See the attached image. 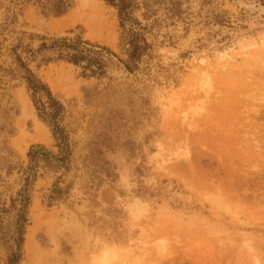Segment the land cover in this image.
I'll list each match as a JSON object with an SVG mask.
<instances>
[{"label":"rangeland","instance_id":"rangeland-1","mask_svg":"<svg viewBox=\"0 0 264 264\" xmlns=\"http://www.w3.org/2000/svg\"><path fill=\"white\" fill-rule=\"evenodd\" d=\"M56 3L0 0V264H264V0Z\"/></svg>","mask_w":264,"mask_h":264},{"label":"water","instance_id":"water-1","mask_svg":"<svg viewBox=\"0 0 264 264\" xmlns=\"http://www.w3.org/2000/svg\"><path fill=\"white\" fill-rule=\"evenodd\" d=\"M82 47H85V48H89V49H92V50H95V51H102L101 49H99V48H97V47H92V46H87V45H85V44H82ZM103 53L105 54V53H107V52H105V51H103ZM108 54V53H107ZM108 57H110L111 59H113L114 61H115V63H116V65L117 66H121L124 70H125V72L127 73V75H129V76H131V77H135L136 79L138 78V75H139V72L138 71H136V72H129L128 70H126L125 69V67L113 56V55H111V54H108ZM144 68V67H143ZM110 68L108 67V68H105L104 69V72H105V74L106 75H108V77L109 78H113V76H111L109 73H108V70H109ZM140 73H142V72H140ZM5 200H6V198H5Z\"/></svg>","mask_w":264,"mask_h":264},{"label":"bare ground","instance_id":"bare-ground-1","mask_svg":"<svg viewBox=\"0 0 264 264\" xmlns=\"http://www.w3.org/2000/svg\"><path fill=\"white\" fill-rule=\"evenodd\" d=\"M71 16H73V15H70V19L72 18ZM90 17H91V16H90ZM73 18H74V17H73ZM73 18H72V19H73ZM82 18H83V17H82ZM87 18H88V17H87ZM87 18H84V20L87 19ZM91 18H92V21H93V18L95 19L96 17H91ZM97 19H98V18H97ZM87 20L90 21L89 18H88ZM87 20H85V21H87ZM96 21L98 22V20H95V23H96ZM90 22H91V21H90ZM88 25H90V24H88ZM91 25H92V24H91ZM92 26H93V25H92ZM94 27H95V26H94ZM94 27H93V28H94ZM90 29H91V27H90ZM24 104H25V103H24ZM25 110H26V109H25ZM31 230H32V229H31ZM31 230H30V231H31ZM30 231H28V232H30ZM32 231H33V230H32ZM32 231H31L30 233H32ZM30 235H31V234H30ZM29 237H31V236H29ZM27 238H28V237H27ZM28 239H29V238H28ZM30 239H31V238H30ZM30 239L28 240V241H29L28 244H30V242H31ZM32 241H33V240H32ZM32 243H33V242H32ZM26 245H27V243H26ZM30 247H31V246H30ZM30 247H29V250H30ZM27 248H28V247H27ZM27 250H28V249H27ZM255 263H256V262H255Z\"/></svg>","mask_w":264,"mask_h":264},{"label":"trees","instance_id":"trees-1","mask_svg":"<svg viewBox=\"0 0 264 264\" xmlns=\"http://www.w3.org/2000/svg\"><path fill=\"white\" fill-rule=\"evenodd\" d=\"M56 9H57V11H63V0H57ZM20 240H21V238H20Z\"/></svg>","mask_w":264,"mask_h":264}]
</instances>
